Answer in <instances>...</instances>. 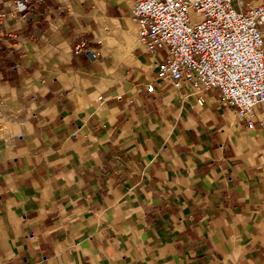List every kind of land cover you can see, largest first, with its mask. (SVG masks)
Returning <instances> with one entry per match:
<instances>
[{
  "label": "crops",
  "instance_id": "crops-1",
  "mask_svg": "<svg viewBox=\"0 0 264 264\" xmlns=\"http://www.w3.org/2000/svg\"><path fill=\"white\" fill-rule=\"evenodd\" d=\"M17 1L0 0V264H264V108L250 128L217 91L149 92L165 52L138 44L134 0Z\"/></svg>",
  "mask_w": 264,
  "mask_h": 264
},
{
  "label": "built area",
  "instance_id": "built-area-1",
  "mask_svg": "<svg viewBox=\"0 0 264 264\" xmlns=\"http://www.w3.org/2000/svg\"><path fill=\"white\" fill-rule=\"evenodd\" d=\"M45 0H18L19 12ZM129 18L138 40L153 57L164 51L156 81L190 88L198 102L217 91L226 107L254 128L264 108V2L243 7L235 0H134ZM77 54L92 59L87 44Z\"/></svg>",
  "mask_w": 264,
  "mask_h": 264
},
{
  "label": "rangeland",
  "instance_id": "rangeland-1",
  "mask_svg": "<svg viewBox=\"0 0 264 264\" xmlns=\"http://www.w3.org/2000/svg\"><path fill=\"white\" fill-rule=\"evenodd\" d=\"M134 34H135L134 37L136 38L138 44L141 45V43H140L139 40H138V34H137V32L134 33ZM2 110H3V108H2V106H1V101H0V114H1ZM0 124H1L0 128L3 129L4 126H5V123H4V121L1 119V117H0Z\"/></svg>",
  "mask_w": 264,
  "mask_h": 264
},
{
  "label": "bare ground",
  "instance_id": "bare-ground-1",
  "mask_svg": "<svg viewBox=\"0 0 264 264\" xmlns=\"http://www.w3.org/2000/svg\"><path fill=\"white\" fill-rule=\"evenodd\" d=\"M0 126H1V124H0Z\"/></svg>",
  "mask_w": 264,
  "mask_h": 264
}]
</instances>
